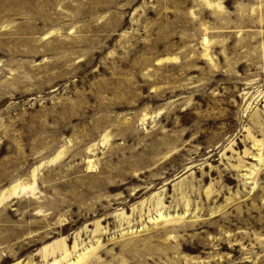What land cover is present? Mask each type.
Returning <instances> with one entry per match:
<instances>
[{"label":"rangeland","instance_id":"374dc122","mask_svg":"<svg viewBox=\"0 0 264 264\" xmlns=\"http://www.w3.org/2000/svg\"><path fill=\"white\" fill-rule=\"evenodd\" d=\"M0 264H264V0H0Z\"/></svg>","mask_w":264,"mask_h":264}]
</instances>
